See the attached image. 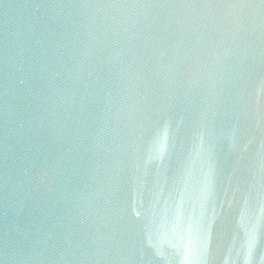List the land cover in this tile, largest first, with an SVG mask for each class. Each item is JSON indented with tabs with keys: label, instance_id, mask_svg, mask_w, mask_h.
Instances as JSON below:
<instances>
[{
	"label": "water",
	"instance_id": "95a60500",
	"mask_svg": "<svg viewBox=\"0 0 264 264\" xmlns=\"http://www.w3.org/2000/svg\"><path fill=\"white\" fill-rule=\"evenodd\" d=\"M0 264H264V0H0Z\"/></svg>",
	"mask_w": 264,
	"mask_h": 264
}]
</instances>
